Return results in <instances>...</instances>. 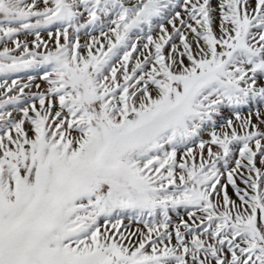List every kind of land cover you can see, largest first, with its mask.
Returning <instances> with one entry per match:
<instances>
[{"label":"snow or ice","instance_id":"6c2138e0","mask_svg":"<svg viewBox=\"0 0 264 264\" xmlns=\"http://www.w3.org/2000/svg\"><path fill=\"white\" fill-rule=\"evenodd\" d=\"M0 264H264V0H0Z\"/></svg>","mask_w":264,"mask_h":264}]
</instances>
